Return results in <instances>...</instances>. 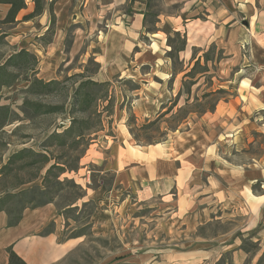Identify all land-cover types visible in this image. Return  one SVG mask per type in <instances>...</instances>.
Listing matches in <instances>:
<instances>
[{
    "label": "crops",
    "instance_id": "obj_1",
    "mask_svg": "<svg viewBox=\"0 0 264 264\" xmlns=\"http://www.w3.org/2000/svg\"><path fill=\"white\" fill-rule=\"evenodd\" d=\"M33 1L24 0L14 23L0 24V36L11 48L3 63L23 50L37 59L36 79L47 83L74 57L81 64L91 58L96 72L90 79L111 84L118 96L112 137L93 141L80 159L81 166L84 161L110 175L113 188L92 186L80 174L83 168L75 173L83 190L78 201L94 206L90 219L95 224L99 216L109 219L113 192L128 190L137 202L159 198L165 214L155 221H165L169 239L178 224L187 231L193 224L242 219L258 255L263 254L264 151L253 155L246 147L254 143L252 134L264 136V0H157L161 9L156 12L155 0H42L41 13L24 20L34 11ZM9 8L0 3V21ZM48 16L55 17L56 28L52 40L42 44ZM175 33L185 44L173 58L168 41ZM210 48L214 57L206 65L218 66L216 79L232 85L228 98L218 99L212 112L195 116L183 131L174 129L168 140L137 145L129 132V113L136 122L164 113L181 95L186 73L196 61L204 64ZM129 202L124 196L119 205ZM70 227L54 201L26 206L14 225L0 210V264H9L8 248L24 264H59L82 242L81 235H66ZM227 249L232 250L224 248L214 264ZM237 250L234 256L242 253Z\"/></svg>",
    "mask_w": 264,
    "mask_h": 264
},
{
    "label": "rangeland",
    "instance_id": "obj_2",
    "mask_svg": "<svg viewBox=\"0 0 264 264\" xmlns=\"http://www.w3.org/2000/svg\"><path fill=\"white\" fill-rule=\"evenodd\" d=\"M40 4L42 5V0ZM158 9L161 7L159 1L155 0L153 12ZM45 22L49 23L50 32L46 31L44 37L39 40L42 44L52 40L56 28L55 17L48 16ZM6 28L1 26V32H6ZM4 36H0V64L11 53ZM71 40L72 35L69 34L66 43ZM174 45L178 47L179 42L175 40ZM75 51L71 52L73 56H77ZM80 51H84V48ZM80 61L81 59L74 57L67 66L60 65L56 72V80L60 83L46 87L37 83V59L35 62L30 60L25 69L20 65L7 68L8 75L16 78L10 86H0V123L5 122L0 128V170L6 166L0 173V197L9 196L3 209H19L24 205L30 207L54 201L60 210H64L71 226L66 235H81L82 242L59 264H214L218 254L226 247L232 250L227 249L228 251L216 264H264V253L258 255L257 244L250 240L252 231H245L247 227L242 219L241 223L244 227L241 226L240 220L236 223L212 221L203 226L193 224L187 231L185 225L178 224L176 232L171 230L169 239L168 225L165 221H155L159 215L165 214L159 198L137 202L136 196L128 190L113 192L114 205L110 208L109 219L98 215L96 224L90 219L94 211L93 204L78 201L83 194L81 187L76 184L80 177L75 176L78 170L64 172L55 177L57 170L52 169L51 166L58 162L60 166L66 168L72 166H77V169L83 168L80 174L89 177L92 186L101 184L106 188H113V178L110 175L98 172L94 165L86 164L84 161H82L84 165L81 166L80 159L86 154L93 141L104 140L102 136L112 137L114 108L118 96L110 88L111 84L83 88L81 94L92 95L78 96L80 102L85 99V104L87 103V106H84L87 111H80V102L76 103L75 90L80 82L92 81L90 77L96 72V65L91 58L84 64ZM219 70V67L213 64L209 68L206 64L199 63L197 66L194 78L196 83L189 86L190 97L186 109L197 112L188 113L186 116L185 113L182 114L188 82L187 79H183L181 95L175 98L178 101L181 97L178 106L159 121L154 122L156 117L148 122H136L129 113L127 122L133 123L132 132L141 141L137 143L134 140L135 143L151 145L168 140L174 128L183 131L188 128L195 116L198 117L204 111H206L204 113L212 112L218 99H227L232 85L216 79ZM198 75L205 78L199 80ZM2 78L5 80L7 76L4 75ZM127 87L128 84H125V88ZM205 93L211 95L204 99L202 95ZM195 98L198 100L195 101ZM25 102L38 103L42 106H59L63 111L41 114L25 105ZM2 107L6 109V113ZM174 116L184 118L173 121ZM73 119L86 120L83 124L85 135L83 141L76 145L75 137L72 136L66 139L64 147L55 145L44 151L45 139L52 132H63ZM149 123L152 125L148 129H141L142 125ZM250 139H253L254 143L246 147L247 151L253 155L262 153L264 136L256 133L252 134ZM23 149L26 151L21 158L9 161L14 153ZM93 150L94 146L90 147L89 154ZM43 155L49 159L47 162ZM22 191L27 193L20 195ZM124 196H128L130 205H119L121 197ZM74 204L78 207H71ZM227 232L230 234H226ZM238 247L242 253H246L244 261H242L244 256L242 253L234 256V251H238ZM188 251H193V254H186ZM252 260H255V263H252Z\"/></svg>",
    "mask_w": 264,
    "mask_h": 264
},
{
    "label": "trees",
    "instance_id": "obj_3",
    "mask_svg": "<svg viewBox=\"0 0 264 264\" xmlns=\"http://www.w3.org/2000/svg\"><path fill=\"white\" fill-rule=\"evenodd\" d=\"M41 0H34V3H35V8H34V11L33 13L29 14V15H26L24 16V20H28V19H31L33 18L34 16H37L41 13L42 11V5L40 4ZM0 3H4V4H8L10 5V8L5 16V18L0 21V24H8V23H14V19L17 15V13L25 7L24 5V0H0ZM51 10V9H50ZM47 32H50V30L48 29ZM177 40L179 42V46H175L174 45V41ZM169 44L171 45V51L169 52V55L172 56L173 58L176 57L177 53L179 51H181L184 47V44H185V40L183 38H181L180 34L179 33H175L174 34V37L173 39H170L169 41ZM213 53V49H209L203 56L204 58V64H206L208 61L211 60V54ZM30 60H33V62H35L36 58L33 57V56H30L28 53H26L25 51H20L18 52L17 54H14V55H11L1 66H0V86H4V85H8L10 86L11 84L14 83V79L16 78L15 76L13 75H8V72H7V68L10 67V66H15L17 67L18 65L22 66L24 69L28 67L29 65V61ZM199 61H196L193 65V67L190 69L189 72L186 73L185 77L187 79V83H186V86H187V90H186V99H185V106L184 108L182 109L183 112L182 114L185 113V116L188 114V113H192V112H197L195 110H187L186 109L188 108V101H189V97H190V89H189V86H192L196 83V80H194L195 76H196V68L197 66L199 65ZM7 76V79L5 80H2L3 76ZM38 84L41 85V86H49V85H56L60 82H58L57 80H52V81H49L47 83H44L40 80H37ZM109 83H98V82H94V81H90V80H85V81H82L80 82V84L78 85L77 89L75 90V99H76V103L80 102V100H78V96L79 95H83V96H87V97H90L92 94H89V93H82L81 94V90H83V88H92V87H99V86H105V85H108ZM180 94H178L179 96ZM211 95V93H205L202 95V98L206 99L208 98L209 96ZM177 96V97H178ZM198 98H195V101H197ZM176 103H177V99H175L171 105L168 107V109L160 114L155 120L154 122H157L159 121V119L163 118L166 114L170 113L172 111V109L176 106ZM75 104V103H74ZM87 104V103H86ZM85 104V99L81 100L80 102V111L82 112H85L87 111V108H85L84 106H87ZM25 105H28L29 107H31L35 112H39L41 114H52V113H58V112H62L63 111V108L62 107H59V106H52V105H40L38 103H30V102H25ZM3 108V107H2ZM2 110H5V113H6V109L3 108ZM179 112V111H178ZM206 112V111H204ZM202 112V113H204ZM184 118V117H183ZM182 117H179V116H174L173 118V121H177V120H181L183 119ZM85 119H73L70 126L65 129L63 132L61 133H56V132H52L46 139H45V143H44V151H48L49 148L53 147V146H60V147H64L65 144H66V139L69 138V137H72L73 138L75 137V144L78 145L80 144L85 135H84V129H83V124H85ZM153 122V123H154ZM4 123H0V128H2L4 126ZM132 124L133 123H128V127H129V132L130 134L132 135L133 139L137 142V143H140V139H138L137 136L134 135V133L132 132ZM152 125V123H149V124H145V125H142L141 126V129H148L150 126ZM178 127V124L176 125ZM176 129V128H174ZM25 149L23 150H20L19 152L17 153H14L11 158L9 159V161H11V159H19L21 158L24 154H25ZM44 159H45V162H47L49 159L43 155ZM81 156H79L80 158ZM8 161V162H9ZM6 166H4V168H2L0 170V173L3 171V169H5ZM52 169H55L57 170V174H55V177H58V175L64 173V172H70V171H75L77 170V166H72V167H68L66 168V166H60V164L58 162H56L55 164H53L51 166ZM27 192H20V195H24L26 194ZM9 198V196L5 195V196H2L0 198V210H5L3 209V206L5 205V202L7 201V199ZM49 202V201H47ZM47 202H44V203H47ZM44 203H39V204H36L34 206H39V205H42ZM26 206H22L21 208L19 209H16V208H10V209H7L6 212L9 216V224L10 225H14L16 224L19 219H20V213L21 211L25 208ZM7 252L9 253V264H24L22 261H20V259L11 251L10 248H8Z\"/></svg>",
    "mask_w": 264,
    "mask_h": 264
}]
</instances>
